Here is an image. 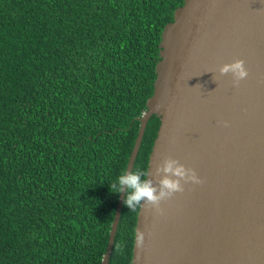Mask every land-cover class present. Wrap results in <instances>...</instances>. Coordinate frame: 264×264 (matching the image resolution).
<instances>
[{"label": "trees", "instance_id": "16d2710c", "mask_svg": "<svg viewBox=\"0 0 264 264\" xmlns=\"http://www.w3.org/2000/svg\"><path fill=\"white\" fill-rule=\"evenodd\" d=\"M183 4L0 0V264H102L121 193L110 185ZM160 124L150 119L133 171L148 172ZM139 209L123 205L110 264H132Z\"/></svg>", "mask_w": 264, "mask_h": 264}, {"label": "water", "instance_id": "95a60500", "mask_svg": "<svg viewBox=\"0 0 264 264\" xmlns=\"http://www.w3.org/2000/svg\"><path fill=\"white\" fill-rule=\"evenodd\" d=\"M153 96L127 172L153 116L161 124L146 179L175 159L202 183L161 201H141L132 264H264V0H184L163 33ZM243 60L238 85L220 69ZM159 105V109H157ZM127 185L102 264H110Z\"/></svg>", "mask_w": 264, "mask_h": 264}, {"label": "clouds", "instance_id": "9594fccd", "mask_svg": "<svg viewBox=\"0 0 264 264\" xmlns=\"http://www.w3.org/2000/svg\"><path fill=\"white\" fill-rule=\"evenodd\" d=\"M220 71L222 74L232 73L235 85L248 76L244 61L239 59L231 64L223 65ZM156 107L159 109V105ZM161 173H163L162 178H159L155 184L152 179L141 180V176H148L149 172L135 170L121 174L117 182L110 185L111 192L118 194L124 191V186L127 185L129 192L124 199V206L134 211L137 206H141V201H144V205L149 208L154 207L160 213L162 212L161 201L167 200L177 192H183L182 181L202 183L192 169L185 168L175 159L166 160L163 167L157 166L155 175L160 177ZM144 239V233L138 229L135 230V243L140 250L144 248ZM117 251H122L120 245H117Z\"/></svg>", "mask_w": 264, "mask_h": 264}]
</instances>
